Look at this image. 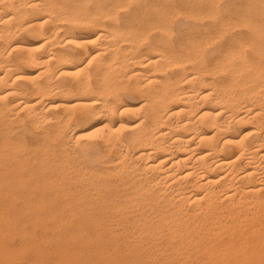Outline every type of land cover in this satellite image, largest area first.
Wrapping results in <instances>:
<instances>
[{"label": "bare ground", "instance_id": "1", "mask_svg": "<svg viewBox=\"0 0 264 264\" xmlns=\"http://www.w3.org/2000/svg\"><path fill=\"white\" fill-rule=\"evenodd\" d=\"M56 1L0 0V264H264V16L203 67Z\"/></svg>", "mask_w": 264, "mask_h": 264}, {"label": "rangeland", "instance_id": "2", "mask_svg": "<svg viewBox=\"0 0 264 264\" xmlns=\"http://www.w3.org/2000/svg\"><path fill=\"white\" fill-rule=\"evenodd\" d=\"M157 1H158V3H157ZM226 1L225 0H156V3H155V0H58V1H56V6L57 5L58 6L56 7L57 12H55V14H57L58 16H61V15L66 16V15H64V13L65 14L74 13L76 15L78 14V16H82L80 14L84 13L85 17H88L90 15L89 17L98 18V19H102V17L104 18V17L107 16L108 18L106 17V18L103 19L104 21L106 20L105 22L108 25L107 27L108 28L112 27L113 30L115 28H117L118 31H119V33H118V31L116 29L115 32L116 31L117 32H116V34H114V31L110 28V30L113 31L112 33L115 35V37H112V39L114 38L112 41H114V42L116 41L115 43H118V44H121V45H124V46L127 45V46H125L126 49H124V51H126L127 53H130V52H128V49H129L130 46L132 47V49H131V47H130V49H131V53H133V54H135V53L136 54H139V53L143 54V52H145V51H146L145 53H147L148 51L149 52H153V50L155 51V46H156V48H157L156 50L158 52L159 51H164V52L166 51L165 52L166 54L170 53L169 56H170L171 59H172V57H175V58H173L174 60L172 59V61H176L175 59H177L179 56L180 57L182 56V57L178 58V60H183V59L191 57L192 61H196L198 64H201L204 67V66H206V64L213 65L216 62L215 60L219 59L218 49L220 48L219 47L220 45H223V43L225 44L226 42H230L231 40H232V42H235L236 40L239 39L240 32H248V33H250L249 29H248V26L245 25V23L243 22L244 18H246V17L247 18H251V19L252 18H256L258 20V18H261V17L264 16V11H263L264 10V5H263V3H264L263 1L264 0H252V1L256 2V3L251 2V0H245V1L244 0H238V1H236V0H226ZM229 1H231V2L233 1V2L231 3ZM60 4H61L62 7L60 6L61 8L58 9ZM153 5H156V6H154V8H153ZM242 6H243V8H242ZM260 7H263V8H260ZM244 8H245V10H243ZM260 9L263 11V13H262V11ZM136 10H137V12H136ZM141 10H142V12L140 13L139 11H141ZM228 11H229V13H228ZM87 12H89V13L91 12V13H94V14L97 13L99 16L97 14H96V16H94V14H91V13L89 14ZM221 12H223V13H221ZM240 13L243 14L244 17H242L240 15ZM59 14H61V15H59ZM84 14H83V16H84ZM103 14L104 15L106 14V15L104 16ZM130 14H133V15L131 16ZM129 16H131V17H129ZM220 16H221V18L223 20L220 18ZM203 17H204V19H203ZM212 17H213V19H212ZM123 18H124V20H123ZM206 18L211 19V22H210V20H207ZM233 18L235 19V22L237 21L236 25H235V22H234ZM107 19H109V20H107ZM127 19L131 22V24H130V22ZM145 19H148L150 24L153 23L152 24L153 26L150 25V28H149L148 21L145 20ZM213 20H214L215 23L213 22ZM240 20H242V21H240ZM113 21L115 23H113ZM120 21H122L124 24L122 22H120ZM124 21L125 22L128 21L129 23L128 22L125 23ZM151 21H152V23H151ZM207 21H208V23H207ZM223 23L225 25V28L223 26ZM229 23H232V24L229 25ZM242 23L244 24V26H243ZM263 23H264V19L258 23V26L262 29V31L264 33V24ZM122 24L125 25V26H123ZM211 24H212V27L210 26ZM154 25L155 26L158 25V26H156V28H155ZM160 25L163 26V28L160 27ZM227 25H228V27H227ZM237 25H240V27L237 26ZM241 25H242V27H241ZM233 26L234 27H236V26L239 27V30H238L237 27L234 28ZM152 27H154V28L152 29ZM157 27H159V28H157ZM223 28L226 29V30H224ZM150 29H152L153 32L150 31ZM164 29H167V30H164ZM221 29H223V31ZM157 30H158V32H157ZM160 30H161V32H160ZM209 30H211V32ZM236 30L238 31V33H237ZM155 31H156L157 34H155ZM206 31H207L208 34H206ZM218 32L219 33L221 32L223 34H221V33L219 34ZM127 33H129V34H127ZM133 33H135V34H133ZM143 33H147V34H143ZM185 33H187V34H185ZM209 33H212V34H209ZM139 34H141V35H139ZM203 34H204V36H201ZM214 34L217 35V36L219 34L220 35V36H218L219 38L215 37ZM211 35H213V36H211ZM225 35H226V37H225ZM124 36H125V38H124ZM152 36L154 38H152ZM207 36H208V38H212L213 40H215V38H217V39H216V41H212V43H211V39H209L208 42L209 41L210 42H209V45H208L207 41H205V38ZM120 37L122 39H125V41L124 40L121 41L122 39ZM128 37H130L131 40L129 39L127 41ZM132 37L134 38V40L136 38H138V40L137 39L135 40V41L138 42V45H137V42L134 43L132 41V39H133ZM144 37L145 38L148 37V39L147 38L145 39ZM190 37H191L192 40L190 39ZM197 38H199V40ZM119 39H121V40H119ZM189 39H190V41H189ZM195 39H197V40L195 41ZM202 39H204V41L207 44L202 43L203 42ZM148 40H149V42H148ZM224 40H226V41L224 42ZM191 41H193L194 43H192ZM200 41H201V43H200ZM129 42L130 43L133 42L132 43L133 45L130 44ZM140 42H142L141 43L142 45L140 44ZM215 43L218 46L215 45ZM143 44H145L144 47H146V48L143 47ZM201 44L204 47H206V45H207V47L204 48L202 46V48H204V49H202L200 47ZM90 46H92V43H90ZM198 46L201 48V52H200V49H199ZM161 47L164 50L163 49L161 50ZM248 47H249L248 51H250V46H248ZM136 48H139V49H136ZM130 49H129V51H130ZM134 49H136V50L133 51ZM196 49H197V51H196ZM179 51L181 52V54L179 53ZM212 52H214V53H212ZM154 53H156V51ZM171 53H173V56H172ZM205 54H208V55H205ZM185 56H187V57L185 58ZM167 58H168V56L166 57V59ZM208 58H209V60H208ZM167 61H169V60H167ZM187 62H185V63H187ZM178 63H181V62H178ZM178 63L176 62V64H175V69L176 70L178 69V66H179ZM82 65H84V63ZM188 66H190V63H189ZM88 69L90 70V72L87 71ZM88 69L86 71L88 73H90L94 77L95 76V71L93 70L94 69L93 64L90 65L88 67ZM110 72L112 73V70H110ZM110 72H107V74L108 73L110 74V75L108 74V77H109L108 79H112L111 77H113ZM107 74L105 73V75H107ZM114 74H116V71L113 72V75ZM112 81H113V79L111 80V82ZM123 92H124L123 94H124L125 98L128 97V99H130V98H132V96L138 97V95H129V94H127L129 92L128 88L126 89V91L124 90ZM126 95H127V97H126ZM142 113H143V111L141 112V114ZM120 129L121 128H119V130ZM25 136L27 137V138L25 137L27 140L30 139L29 136H27L26 134H25ZM83 139H82V141H83L82 143H84V141H86L85 139L84 140ZM82 143H80L81 145L76 143L75 145L74 144H72V145L69 144L67 146V148H68L67 151L70 154V158H73L74 160H77V159L81 160L82 158H84V153L82 152V147H80V146H82ZM71 146H73V147H71ZM73 148H76V149H73ZM72 150H73V152H72ZM15 222H16L15 223L16 230H26L25 233H24L25 236H29V234L32 231V229L36 230V233H39L41 231L40 230V226L34 228V227L31 226L30 223L25 222L24 219H22V218L18 219ZM17 237L19 238V235H16V241L18 239Z\"/></svg>", "mask_w": 264, "mask_h": 264}]
</instances>
